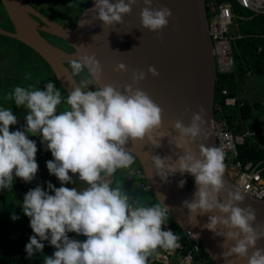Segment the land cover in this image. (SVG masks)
Listing matches in <instances>:
<instances>
[{"label": "clouds", "instance_id": "clouds-1", "mask_svg": "<svg viewBox=\"0 0 264 264\" xmlns=\"http://www.w3.org/2000/svg\"><path fill=\"white\" fill-rule=\"evenodd\" d=\"M136 3L94 0L89 11L102 26H114L123 23ZM142 3L141 27L160 33L172 18L171 9L154 7L153 0ZM89 24L79 21L81 27ZM82 47L75 46L70 71L65 70L71 81L66 96L52 81L44 90L34 85L15 86L8 94L7 99L16 107L27 110L21 130L10 131L18 117L10 107H0V190L12 189L14 178L25 183L36 178L38 149L28 137L39 135L53 157L46 161L48 173L61 186L46 182L47 190L37 185L24 195L22 212L29 218L33 233L24 248L27 256L42 253L43 242L47 241L55 251L44 257L43 264H149V257L158 249L175 250L180 246L177 234L164 228L173 208L163 203V195L158 194L157 202L149 204L142 197L130 195L121 182L113 185L109 178L135 163L137 157L128 147L130 142L146 141L144 144L152 148L161 147V138L165 137L159 133L163 108L145 90L133 86L146 79L143 70H133L132 83L124 85L123 90L112 83L101 86L102 66L94 53L81 52ZM85 70L88 76L76 83L75 78ZM113 70L127 72V66L118 63ZM147 75L158 77L159 72L149 65ZM89 85L94 90H89ZM62 104L66 107L60 109ZM189 111L185 109L184 114ZM204 117L205 110L200 106L187 125L180 119L171 122L176 135L169 143L183 152L176 160L145 154L164 182L176 173L194 177L196 191L190 201H182L181 209L188 210L193 226L198 224L197 216L209 214L203 227L224 238L220 245L224 264H235L232 257L246 264H264V248L256 247L264 239V222H257L256 210L250 205L238 206L244 201L238 189H226L222 148L197 143L208 135ZM73 175L86 187H65L74 182ZM185 183L181 179L177 186L183 188ZM225 192L226 198L221 199L220 194ZM11 219L19 217L13 214ZM68 233L86 239L81 242Z\"/></svg>", "mask_w": 264, "mask_h": 264}, {"label": "water", "instance_id": "water-1", "mask_svg": "<svg viewBox=\"0 0 264 264\" xmlns=\"http://www.w3.org/2000/svg\"><path fill=\"white\" fill-rule=\"evenodd\" d=\"M0 3L13 28L12 32L0 28V35L21 42L40 56L50 67L66 95L70 91L71 81L65 71L68 69L65 64L75 58L73 56L76 52L75 46L83 45L80 48L81 52L95 54L102 66V77L99 82L101 86L112 83L123 90L124 85L132 83L133 70H143L146 73V79L133 86L145 90L163 108L159 133L165 137L161 138L159 148L144 144L146 141L136 142L134 145L130 142L128 147H132L146 184L156 201L158 194L163 195L165 197L163 203L173 208L169 218L180 230L190 231L193 235L199 234L196 239L200 241L202 249L213 264H224L220 255L224 251L220 247L224 238L215 236L203 227L209 214L197 216L198 224L193 226L188 220V210L181 209L182 201H190L196 191L194 177L188 173L183 176L176 173L164 182L157 176L150 157L145 154L148 152L150 155L161 157L171 156L173 161L183 155L181 149L169 143L176 135L171 128V122L180 119L187 125L192 113L200 106L205 110L208 135L197 143H203L206 147L216 146L213 125L217 73L204 0H153L154 7L166 6L172 11L168 26L160 33L150 32L141 27L139 14L143 7L142 0H137L131 14L123 17V23L108 27L102 26L99 20L94 19L95 14L89 11L94 6L92 0L73 28L59 25L46 18L26 0H0ZM32 17L41 20L45 25ZM80 20L88 21L90 24L81 27ZM39 31L61 39L71 48V52L50 44ZM118 63H124L127 72L114 71ZM149 65L157 69L158 77L147 75ZM185 109H190L187 115L184 114ZM192 148L196 151L197 145L193 144ZM186 178L189 186L185 183L183 188H179L178 182ZM224 180L226 189L237 190L226 172ZM243 195L244 201L238 206L250 205L256 210L257 222H264V200ZM220 197L225 199L226 192L221 193ZM256 247L264 248V239L258 241ZM230 259L234 260L235 264H246V261L236 260L235 257Z\"/></svg>", "mask_w": 264, "mask_h": 264}, {"label": "trees", "instance_id": "trees-1", "mask_svg": "<svg viewBox=\"0 0 264 264\" xmlns=\"http://www.w3.org/2000/svg\"><path fill=\"white\" fill-rule=\"evenodd\" d=\"M91 1L48 0L49 5L45 10L55 19L65 21L68 28H73ZM0 9L3 12V14H0V19L3 21L0 24V28L13 30L1 3ZM232 12L233 23L229 31V36L234 68L229 73H217L216 75L214 118L215 120L224 119L227 122L228 129L237 135L246 131H259L258 122H260L261 115H264V104L259 101H251L248 97L251 84H257L262 80L264 83V13H256L243 9L235 1H232ZM0 37L3 40L16 41L26 50L32 51L17 40L2 35ZM23 56L21 54L20 58ZM25 59L28 62L26 57ZM37 59L35 69L33 70L40 69L41 67L38 63H41L48 70V82L52 81L65 95L50 67L39 56H37ZM34 73L31 72V74ZM1 87L3 88V86ZM228 98L235 100L233 106L225 104V100ZM251 137H246L244 142L238 146L239 155L237 159L242 163L252 162L253 164H257L264 162V145L256 146L252 143ZM130 168H133L134 173L128 176H122L124 174L123 169L117 170L110 179L113 185L119 181L123 184L124 189L129 191V194L133 197L141 194L142 196L145 195V202L149 199L148 203L150 202L149 204H151L150 197L154 199V202H157L151 190L143 189L141 186L142 184H146V180L137 159ZM52 179L55 187L61 186L54 175L48 177V179H46V176H36L29 183H25L17 177L14 178L12 189L0 190V264H43L44 257L51 256L55 251L47 241H44L45 247L42 253H36L32 257L27 256L24 248L33 233L29 227V218L27 217L25 221L23 219L25 215L22 212L23 198L27 191L35 188L37 185L47 190L46 182H50ZM13 214L18 216L19 219L13 221L11 218H8V216L11 217ZM167 223L166 225H169L173 229V232L177 234L174 228L179 227L170 218ZM68 235L70 238L80 240L81 242L86 239L84 236L75 233H68ZM177 236L179 235L177 234ZM181 240H184V238L181 237ZM166 251L158 249L149 258H154L156 254L165 253ZM201 252L205 258L210 260L202 247ZM183 253L184 251H181L177 255L181 256Z\"/></svg>", "mask_w": 264, "mask_h": 264}, {"label": "built area", "instance_id": "built-area-1", "mask_svg": "<svg viewBox=\"0 0 264 264\" xmlns=\"http://www.w3.org/2000/svg\"><path fill=\"white\" fill-rule=\"evenodd\" d=\"M232 1H235L243 9L264 13V0H204L216 73L219 74L229 73L234 68L229 36L233 23ZM234 103L233 98L225 100L226 105H234ZM213 130L216 147L222 148L225 153V172L230 181L241 193L258 200H264V162L242 163L237 159L238 146L244 142L246 137L254 136L255 133L246 131L235 135L228 129L224 119L215 120ZM141 186L143 189L150 190L147 184ZM168 229L165 228V230ZM183 232L185 237L184 240H179L178 248L156 254L154 258H149V264H204L200 241L194 238L190 231ZM177 251H184V253L180 256L177 255L179 253ZM171 257H173V263L170 261Z\"/></svg>", "mask_w": 264, "mask_h": 264}, {"label": "rangeland", "instance_id": "rangeland-1", "mask_svg": "<svg viewBox=\"0 0 264 264\" xmlns=\"http://www.w3.org/2000/svg\"><path fill=\"white\" fill-rule=\"evenodd\" d=\"M0 14H3L1 9H0ZM2 22L3 21H1L0 19V24H2ZM21 54H23L28 59V62H26V59L24 56L20 58ZM36 63L37 61L33 57V55L27 52V50L23 48L21 45H19L16 41L3 40L0 37V86H3V89L5 91L11 92V90H13L15 86H17L16 85L17 80L22 76V74L23 76L19 79V81L21 82L20 86L27 87L29 85H34L40 90H44V86L48 82V70L41 63H38V65H40L41 67L40 69L33 70L35 69ZM31 72L33 73L35 72V73L31 74ZM26 76H30V79L23 80ZM86 77H87V72L85 71L84 73H81L80 76H78V80L80 81L81 79L86 78ZM62 95L65 96L63 93ZM59 107L60 109H63L64 107H66V105L62 104ZM15 109H18L17 111H19V113L23 111V114L25 115L27 114V110L24 109L23 107L18 108L15 106ZM32 138H36V137L35 136L29 137V139L31 140ZM36 145L38 147V151L36 153L37 156L35 157V159L39 165V169H38L36 176L45 175L46 179H48V177H51L52 175L48 173V170L46 168V161L53 159V157L51 156V153L46 150V147L41 149L40 146H42V143H41L40 136H37ZM123 172L124 174H122V176H128V175L133 174L134 170L133 168L132 169L126 168V169H123ZM73 181H74L73 183L65 184L64 186L69 187V188L75 187L77 188V190L83 189L84 187H86V185L83 182L79 181L77 176L75 175H73ZM50 182L53 185H55L53 179ZM137 196L145 199V195L142 196L141 194H138ZM150 200L152 203H155L152 197H150ZM148 201L149 199L146 201V203H148ZM8 218H11V217L8 216ZM26 218H27L26 216L23 217L24 220ZM174 229L175 231H177V234L179 235L178 237L180 240H181V237L183 238L185 237L184 232L182 230H180L179 228H174ZM202 258H203L204 264H213L210 260L205 258L203 255H202Z\"/></svg>", "mask_w": 264, "mask_h": 264}, {"label": "crops", "instance_id": "crops-1", "mask_svg": "<svg viewBox=\"0 0 264 264\" xmlns=\"http://www.w3.org/2000/svg\"><path fill=\"white\" fill-rule=\"evenodd\" d=\"M23 80H25V78ZM18 82H19L18 85L20 86L21 82L20 81H18ZM249 90L250 91H249L248 97L251 101H259V102L264 104V83H263V80L257 84H251L249 87ZM9 93H11V92L5 91L0 86V107H5V108L10 107L13 114L18 117L17 124L10 126V131L21 130L25 125V120L23 117L25 114H23V111H21L19 113V111H17L18 109H15L14 102L7 99V96ZM229 106H233V105H229ZM258 127H259V131L254 132L255 135L251 137V140H252V143H254L256 146H263L264 145V115H261L260 122H258ZM37 136H39V135H36L35 136L36 138H32V140H34L36 142ZM29 137H31V135ZM40 147H41V149H43L44 147H46V145L44 144V146H43V144H42V146H40ZM37 149H38V147H37ZM80 186H81V184H80ZM79 190H81V189H79ZM164 228H169V229L173 230L171 227H169V225H165ZM177 252L180 253L181 251H177ZM172 258L173 257H171V259H170L171 263L174 262V260L172 262ZM177 258H176V260H177Z\"/></svg>", "mask_w": 264, "mask_h": 264}, {"label": "flooded vegetation", "instance_id": "flooded-vegetation-1", "mask_svg": "<svg viewBox=\"0 0 264 264\" xmlns=\"http://www.w3.org/2000/svg\"><path fill=\"white\" fill-rule=\"evenodd\" d=\"M27 3L32 6L35 10L39 11L42 15H44L46 18H49L50 20L54 21L55 23L59 24V25H62V26H66L67 27V24L65 21L63 20H57L55 19L54 17L50 16L48 14V12L45 10L46 7L49 5V2L48 0H43V1H38V0H26ZM31 2V3H30ZM42 10H44V12H42ZM34 20H36L37 22H39L40 24H43L45 25L41 20L35 18V17H32ZM3 29V28H2ZM5 29V28H4ZM13 29V28H12ZM6 31H10L12 32L13 30H8V29H5ZM40 35L46 39L50 44L54 45L55 47L59 48V49H62L66 52H71V48L64 42L62 41L61 39L59 38H56L54 36H51L49 34H46L42 31H39ZM27 52L31 53L33 55V57L36 59V61L38 60L37 59V54L32 50V51H28ZM40 57V56H39ZM41 58V57H40ZM66 67L69 69V62H67L66 64ZM70 70V69H69ZM23 76V74H22ZM88 76V74H87ZM76 82L79 83V80H78V77L75 78ZM19 83V82H18ZM18 85V84H17ZM89 90H94V86L93 85H89ZM66 96V94H65ZM186 185L189 186V181L187 180L186 178Z\"/></svg>", "mask_w": 264, "mask_h": 264}]
</instances>
